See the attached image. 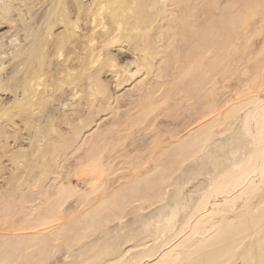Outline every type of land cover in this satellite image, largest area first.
<instances>
[{
    "label": "rangeland",
    "instance_id": "374dc122",
    "mask_svg": "<svg viewBox=\"0 0 264 264\" xmlns=\"http://www.w3.org/2000/svg\"><path fill=\"white\" fill-rule=\"evenodd\" d=\"M0 264H264V0H0Z\"/></svg>",
    "mask_w": 264,
    "mask_h": 264
}]
</instances>
